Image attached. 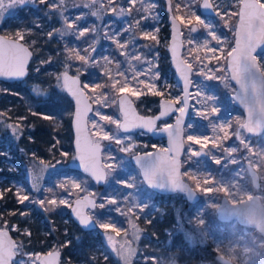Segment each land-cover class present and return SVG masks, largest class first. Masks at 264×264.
<instances>
[{
  "label": "rangeland",
  "instance_id": "obj_1",
  "mask_svg": "<svg viewBox=\"0 0 264 264\" xmlns=\"http://www.w3.org/2000/svg\"><path fill=\"white\" fill-rule=\"evenodd\" d=\"M3 2L7 5L9 0ZM101 2L109 4V0ZM200 2L181 0L178 10L175 7L176 0H173L171 6L174 16L181 18L178 21L182 26V57L194 63L188 115L183 126L181 176L200 195L195 203L187 202L184 194L178 192L161 194L152 190L145 184L139 168L132 161L137 153L166 149L164 137L153 139L143 130L123 132L117 124L100 119L101 115H106L121 121L118 96L124 92L142 115L157 113L161 98L172 101L183 98L181 85L167 52L170 30L165 0H146V3L155 5L151 13L142 10L140 0L135 5L130 0H112L111 5L101 12L100 18L91 14L95 8L84 7L85 0H65L62 7L59 0H45V3L32 0L24 6L6 8L4 19L0 22V33L17 38L16 33L23 32L21 41L34 52L29 78L23 82L0 81V173L8 175L0 176V193H3L0 196V227L10 229L18 245H22L23 254L17 255L15 261L24 259L32 264L27 254H33L34 258L36 254L41 256L53 249L62 251L66 242L72 243L86 237V242L91 243L88 260L72 261L62 257L61 264H97V258L101 259L102 264H125L122 256L127 254L128 247L134 250L130 264H220L218 255L230 258L234 264H262L258 250L264 246L262 237L259 238L249 227L240 225L241 228H238V223L221 222L216 216V208L223 196L235 203L257 194L264 204V134L252 137L241 128L239 131L243 139L237 140L235 132L239 125L236 121L244 120L245 115L234 104L231 94L235 86L229 72L223 70L227 63V51L231 50L227 45L234 44L240 0H218L219 14L217 11L203 14L199 8ZM260 2L264 3V0ZM53 3L61 7L68 23L75 21L72 29L67 28L60 11L51 7ZM95 7L98 8L99 4ZM112 7H115L116 12L111 10ZM121 8L124 9L123 15L119 14ZM191 12H195L205 24H210L221 40L227 41V45H221L226 47V51L216 53L220 56L219 67L222 70L214 73L216 77L227 79H205L198 74L202 65L194 61L195 56L203 58V63L212 69L218 67L217 60L211 59L212 54L206 50L191 52L190 49L202 44L205 38L211 46H219L208 36L204 25L191 16ZM225 20L231 27L225 25ZM130 26L131 30L128 31ZM192 27H196L197 32L190 33ZM57 29L65 30L66 34L61 36L56 32ZM81 31H84V36L79 35ZM50 33L53 35L50 36ZM143 33L156 35L157 39L145 38ZM190 38L193 39L191 45L188 43ZM114 40L127 44V47H118ZM70 49L81 55H90V62L84 64L74 57L69 59ZM136 56L142 59H134ZM105 57L112 61L111 64L105 65ZM257 59L264 64V53L258 55ZM145 61H150L154 65L153 71L160 74L155 83L161 95L153 94L148 87L139 83V80L153 82L146 74L149 65ZM109 69L112 77L120 81L115 89L112 87L113 80L105 74ZM64 71L79 75L82 85H88L84 90L94 104L88 118L89 132L94 141L103 146L102 165L104 168L105 165L110 166L105 168L109 175L102 185L95 184L87 175L71 171L68 167V161L74 160L70 127L73 104L63 88L62 79L57 80ZM118 72L125 73L129 88L135 94L128 88L119 91L125 77L117 75ZM136 72L145 74L133 80ZM96 85L106 87L97 88ZM197 91L201 92L199 103L194 98ZM206 95L214 97L213 103L218 108V112L207 119L197 115L198 109L203 110V97ZM181 106L176 104L177 108ZM45 115L52 118L44 119ZM21 117L25 119L20 120ZM175 118L176 114H173L160 120L157 126L172 124ZM93 120L112 138L102 139L98 128L93 127ZM17 123L21 125L19 135L7 127ZM213 123L229 125L227 132L230 135L227 139L214 140L215 137L222 138L224 133L218 130L214 133ZM189 135L201 139V143L188 141ZM204 137H207V144H204ZM118 139L121 141L119 144L116 142ZM35 140L36 147L33 146ZM214 142L220 146L213 147ZM122 148H130V151H121ZM190 148L200 155H194L189 151ZM249 165L260 176V187L257 189L253 187L248 174ZM33 175L38 177L39 192L32 189ZM73 181L80 187L73 188ZM128 181L134 182L133 188L126 186L125 182ZM20 186L22 194L29 196V200L23 203L16 195ZM86 193L97 202V207L89 211L97 228L82 234L71 218L70 207L75 198ZM129 195L135 201L134 212L118 213L115 210L117 207L122 210L128 207L130 202H125L124 197ZM112 198L119 202L111 204L109 201ZM52 199L57 202L66 200L70 206L57 203L54 210L48 211L46 209L53 206L47 204V200ZM7 200L10 207H5ZM38 200H45V205L41 207L35 202ZM100 204L105 207L100 208ZM109 218L114 221L113 227L100 228V224L108 223ZM113 228L119 230L114 231ZM25 230L30 235H26ZM106 234L113 237L114 243H108ZM54 235L58 239H49ZM37 236L40 237L38 240ZM35 239L36 243L33 244L32 240ZM211 249L216 252L215 261L209 255ZM116 250L121 251L118 254ZM201 251L206 260L195 263L194 257L200 255ZM68 252L71 253V249Z\"/></svg>",
  "mask_w": 264,
  "mask_h": 264
},
{
  "label": "snow or ice",
  "instance_id": "obj_2",
  "mask_svg": "<svg viewBox=\"0 0 264 264\" xmlns=\"http://www.w3.org/2000/svg\"><path fill=\"white\" fill-rule=\"evenodd\" d=\"M32 2V0H9L7 5L4 4L3 0H0V22L4 19V12L6 8H13L17 5L24 6L27 3ZM41 3H45V0H40ZM130 2L135 5L137 0H130ZM112 3V0H109V4L105 5L101 2V0H85L84 7H92L95 8L92 11V15L100 18L101 12L106 8L109 7ZM142 10L145 13H151L154 9L155 5L146 3V0H140ZM169 3V10H171V6L173 4V0H168ZM65 4V0H59V5L62 7ZM99 4V7L96 8L95 6ZM52 8L60 11L62 19H64L65 24L67 25L68 29H72L75 21L72 23H68L66 17L63 16V11L61 7H58L55 3L51 5ZM175 7L179 10L181 8V0H176ZM187 7V5H185ZM204 9H212L213 11H217L219 8L218 0L215 2H209V0H204L203 4ZM113 12H116L115 7L111 9ZM131 11V9L129 10ZM140 11V9H137ZM119 14H124V9H120ZM191 16L197 20L198 23L203 24L205 29L208 30V36H211L212 40L216 42V46H211L210 42L205 38L202 44H197L195 47L190 49L191 52L200 50H206L207 53H211V59L217 60L218 67L215 69L210 68L207 64L203 63V58L200 56H195L194 61L200 62L202 65L199 68L198 74L205 77V79H227V77H216L214 75L215 72H219L222 69L219 67L220 64V56L216 55L219 51L220 53H224L226 51V47L221 45H227L226 40H221L220 36L217 35L215 30L212 29L210 24H205L203 20L200 19L199 16L195 14V12L190 13ZM217 14L219 12L217 11ZM231 15H235L232 13ZM239 23L235 26L234 36H235V46L227 45L231 47L230 51H227L226 54V67L223 69L225 72L231 73V79L235 80L236 83L240 86L239 92L236 93L235 99L240 102L241 105L244 106L245 110L247 111V120H240L237 119L236 123L239 125V128L235 132V136L237 140L243 139L240 134L239 129L243 128L246 129L250 133H259L264 134V64H261L257 60V55L254 53L260 48L261 45H264V3H260V0H240V12H239ZM223 19V16L221 17ZM77 19H83V17H78ZM156 19V17H154ZM181 19L179 16H174L172 19V27H173V43L171 46V51L173 54V61L176 63V71L180 74V79L184 82V93L188 94L189 87L193 84V81L190 79L189 74L194 70V63L189 62L187 60L179 59L177 53V44L176 38L179 33L176 20ZM190 22V21H189ZM225 25L227 27H231L228 24V21L225 20ZM137 27L139 26V22H137ZM131 30V26L128 31ZM91 31H95L92 29ZM190 33L197 32L196 27H192ZM56 32L61 36L65 35V30L57 29ZM84 31L79 33L80 36H84ZM50 36L53 35L52 33L49 34ZM23 32L18 31L16 33L17 39H8L0 37V76H7L10 78H22L26 75L25 65L28 62V58L30 57L31 53L27 47L23 44L19 43L20 40L23 39ZM145 38L156 40V35H150L149 33H143ZM131 41H129L130 43ZM158 42V41H157ZM114 43H117L118 47L126 48L127 44H120L118 40H114ZM188 43L191 45L193 43V39H189ZM124 54L123 52L121 53ZM75 58L79 61H82L84 64H88L91 60V56L81 55L78 51L73 52V50H69V59ZM105 65L111 64V60L108 57H105ZM136 60H141L142 57L136 56L134 57ZM149 65L147 69V73L150 76L152 83H147L144 80H139L140 84H144L148 87L153 94L161 95L162 93L158 90L157 85L155 83L156 80L160 78L159 72H154V65L150 61H145ZM210 63V61H209ZM119 67V65H117ZM131 67V64H130ZM207 70V71H206ZM135 72V69L133 68ZM106 75L109 76V79L113 80L112 87L115 89L120 81L115 80L111 75V70H107ZM145 73L136 72L135 76H133V80H136L137 77L140 75H144ZM117 75L121 77H125V82L122 87L119 88V91L123 92L125 88H128L129 91H133V89L129 88V84L127 82V78L125 73L118 72ZM63 79V88L68 91L76 100V111H75V120H74V127L76 128L77 132V148H80V131H81V123L85 121L87 117L89 108L85 106L83 109L81 108V104L85 99V93L81 90L79 86V79L78 77H70L65 71L61 74V76L57 77V80ZM227 86V85H226ZM97 88L106 87V85H96ZM83 88H88V85H83ZM133 94L135 92L133 91ZM103 96V94H101ZM106 99V97H103ZM194 98L197 99V102H200L201 92L197 91L194 94ZM203 110H197V115L204 116L205 119L208 118L209 115L215 114L218 112V108L214 105V97L212 95H206L203 97ZM126 101L121 99L120 101V108L123 115V122L118 120H113L111 117L106 115H101L100 119L109 121L111 123L117 124L119 128H123L125 132L130 131L133 128H144L148 132H152L155 129V121L160 119L161 117L167 116L169 112L173 111V104H181L183 106L176 108L175 111L181 113V117L177 118V124L175 126L168 125L163 129L164 131L168 132L169 135V142L171 147L169 148L170 154V161L167 166H161L156 163V161L151 159L141 160L139 156L136 157L137 164L140 165L141 169L143 170V176L145 181L150 186H159L163 187L165 182L167 185L173 188H186L183 185L178 176V169L180 164L176 159L175 154L173 153V148L179 149L180 145L176 144V138L180 136L182 128V117L183 114L186 112L188 107V99L187 95L183 98H177L175 101H170L167 104H162V111L159 117L156 118H142V117H135L134 119L129 118L130 112L134 116V110L131 109L130 103L128 104V109L125 108ZM210 108V111H209ZM36 113H33L35 115ZM99 114V113H97ZM2 115V114H0ZM44 119H51L50 116H43ZM25 119L21 117L20 120ZM93 127L98 128L99 133L101 134L102 139H111L112 137L109 136L107 132L103 130L102 127L98 125V122L93 120ZM7 127L11 128L14 134H21V125L19 123L13 125L9 124ZM175 127V132L171 131ZM191 127V125H190ZM229 127L226 123H221L217 125L213 123V132L224 133V136L215 137V139H227L230 135L227 132V128ZM188 141H194L197 144L201 143V139L197 138L194 135L187 136ZM204 144H207V137L203 138ZM118 144L121 142L119 139L116 141ZM215 142L213 143V147H219ZM121 151H130V148H122ZM190 152H193L194 155H200L199 152H194L191 148L189 149ZM100 144L98 141H90L87 146L86 155H81L80 160L81 164L84 167V171L89 173L97 182L105 181L106 177L109 175L107 171L101 168L100 166ZM66 155V153H64ZM43 163V162H41ZM105 168H110V166L105 165ZM167 173V175H165ZM38 177L35 175L32 176V189L36 192L40 191L39 185L37 183ZM73 188H79L80 185L75 183L74 181L71 182ZM128 188L134 187L133 181L125 182ZM22 186L18 187L17 189V198L21 203L26 200H29L28 195H23L21 192ZM114 192L118 193V190L114 189ZM3 193H0L2 196ZM125 202L128 203V207L126 210H122L121 208L117 207L115 210L121 214H128L134 212L135 201L132 197L125 196ZM39 203L41 207H43L46 203L45 200H38L35 201ZM111 204H117L119 201L116 198H112L109 201ZM59 204H66L68 205V201L66 200H59L58 202L55 199L47 200V204L52 205L53 207L50 209H46L48 211L54 210L55 206ZM76 206L72 208V211L76 218L78 219L79 223L85 227L90 226V221H92V215L86 213L84 208L97 207L94 200H91L89 196H85L83 200L77 199L75 202ZM70 206V205H68ZM100 208H104V204L99 205ZM114 221L109 218L108 223H101L100 228L107 229L109 227H113ZM15 230V228L13 229ZM114 231H118L119 229L113 228ZM26 235H30L27 230H25ZM135 234V233H134ZM107 235V234H106ZM107 241L109 244L113 243V237L111 235H107ZM70 241L65 243L67 246ZM115 250V249H114ZM118 251V254L121 250ZM23 254L22 245H18L14 242L9 236L6 230H0V264H28V261L21 259L19 261H15L14 258L17 255ZM134 254V250L131 247L127 248V254L123 255L122 258L125 261V264H130V258ZM29 259L31 260L32 264H36L37 261H41V257L39 254H36L33 258V254H27ZM60 250L53 249L49 253H47L46 257L43 259L41 264H60Z\"/></svg>",
  "mask_w": 264,
  "mask_h": 264
},
{
  "label": "water",
  "instance_id": "obj_3",
  "mask_svg": "<svg viewBox=\"0 0 264 264\" xmlns=\"http://www.w3.org/2000/svg\"><path fill=\"white\" fill-rule=\"evenodd\" d=\"M209 2H210V0H209ZM203 4H204V0H201V2L199 4L200 11L203 14H213L214 11L212 9H207V10L204 9L203 8ZM165 10H166V13L168 15V23H169V30H170L169 44L167 46V52H168V55H169V58H170V64H171V67L173 68V70L175 71V76H176L177 81L181 85L182 92H183V97H185L187 95V99H188V107H187V110L183 114V117H182V123H181L182 131H181L180 136L176 138V144L180 145V147H179V149L173 148V153L175 154L176 159L178 160V162L180 164V167L178 169L179 180H180V182L183 185L186 186V188H173V187L167 185L166 182H165L163 187L150 186L147 183V181H145V179H144L143 170L141 169L140 165L137 164V162H136V157L139 156L141 158V160L151 159V160L156 161V163L158 165H161V166H167L168 165V163H169V161L171 159L168 150L171 147V145H170V142H169L168 132L163 130L168 125H165V126L157 128V122L160 121V120H163V119H167V118L171 117L173 114H176V118H175L174 122L172 124H169V125L175 126L177 124V118L181 117V113L178 112V111H175V109L177 108L176 104H173V109L174 110L169 112V114L167 116L161 117L160 119H157L155 121V129L152 132H148L146 129L140 128V127L133 128L130 131H128V132H136L138 130H143L144 132L149 133L154 139L164 137L166 139V144H167V148L166 149L157 148V149L152 150V151L137 153V154H135L132 157V161L139 168L141 177H142L143 181L145 182V184L149 188H151L152 190H154V191H156L158 193H161V194H173V193L178 192V193L184 194L187 202L195 203V202H197L200 199V195L181 176V158H182V155H183V152H184V143H183L184 128H183V126H184L186 117L188 115L189 93H190V90H191V86L189 87L188 94H185L184 93V82H183V80L180 79V74L176 71V63L173 61V54H172V51H171V46H172V43H173V36H174L173 27H172V19L174 17V14H173L172 8H171V10H169L168 0H166V9ZM239 12H240V5H239V10H238V19H237L236 25L239 23V19H240ZM176 25H177L179 33H181V35H178L177 38H176L177 53H178L179 59H183V57H182V51H183L182 26H181V23L178 20H176ZM0 37L8 38V39H17V38L8 37V36H6V35H4L2 33H0ZM19 43H21L25 47H27L29 49L30 53H31L30 57L28 58V62L25 65L26 75L24 77H22V78H10V77H7V76H0V81L13 82V81H22V80L26 79V77L28 75V72H29L28 71V67H29L31 59L33 57V52L21 40L19 41ZM233 46H235V36H234V44H233ZM263 53H264V45H261L260 48L257 50V52L254 53V55L258 56V55H261ZM67 73H68V75L70 77H78L79 86H80L81 90L85 93V99L83 100V102L81 104V108L83 109L85 106H87L89 108V111H88L87 117L85 118V121H83L81 123L80 148L78 150V148H77V132H76V128L74 127L75 111H76V100L68 91H66L64 89L66 94L68 95V97L70 98V100L72 101V104H73V112H72V116H71L70 126H71V131H72V148H73V152H74V160H72L69 163V167L73 171H78V172H81V173L87 175L95 184L102 185V184L105 183L106 180L105 181H101V182H97L89 173L84 171V167L82 166L81 160H80V156L81 155H86V150H87L88 143L90 141H94V139L92 138V136H91V134L89 132V125H88V118H89V115L93 111L94 104H93V102L91 101V99L89 98V96L87 95L86 91L83 88L81 77L79 75L73 74V73H71L69 71H67ZM189 76H190V79H191V73L189 74ZM229 76H230V80L232 81V83L235 86V91L231 94V97H232V99L234 101L235 106L241 108V110L243 111V113L245 115L244 120H247V111L245 110L244 106L241 105L240 102L235 99L236 93L239 92V90H240V86L236 83L235 80L231 79V73L230 72H229ZM62 81H63V79H62ZM121 99L126 101V104H125L126 110L128 109V104L129 103L131 105V109L134 110V116L132 115L131 112L129 114V118L130 119H134L135 117H142V118H145V119L159 117L160 113L162 111V104H167L168 102L172 101V100H169V99L161 98L160 101H159V111L155 115H152V116L148 115L147 116V115H141L138 112L135 104L133 103L132 99L130 98V96L127 93H125V92L121 93L118 96V109H119V112L121 113V121L120 122H123V119H124L123 115H122V112H121V108H120ZM120 130L125 132L123 130V128H120ZM170 130L175 132L176 129H175V127H173ZM244 130L249 136H252V137H256V136L261 135L259 133H250L246 129H244ZM102 149H103V146H102V144H100V153H99L100 166H101L102 169L105 170L104 166L102 165ZM248 174H249V176L251 178L253 187L256 188V189L259 188L260 187V176H259L258 172L251 165L248 166ZM165 175H167V173H165ZM85 196H89V198L91 200H94L96 205H97L96 199L93 196H91L90 194L86 193L83 196L77 197L73 201V204H72L71 209H70V214H71V217H72L73 221L82 230H84V231H93V230H96V228H97V224H96L94 219H92V221H90V226L85 227V226H83V225H81L79 223L78 219L76 218V216L74 215V213L72 211V208H74L76 206L75 202L77 201V199L83 200V198ZM95 208L86 207V208H84V211L86 213L90 214L89 211H93ZM216 216H217V219L219 221H221V222H226V223L227 222H236V223H238L241 226H246V227H249V228L253 229L254 231H256L262 237V239L264 241V204L261 201L259 195L254 194V195H252L249 198H246V199H244L242 201L235 202V203L230 202L226 196H223L221 198V200H220L219 205L216 208ZM0 230H6L7 233H8V236L14 242H16L14 237L12 236L11 232L9 231V229L0 228ZM47 253H49V252H47ZM47 253H44V254H42L40 256L41 257V261H38L39 264H41L43 259L46 257ZM60 259H61V255H60L59 260ZM217 260L219 261L220 264H234V262L230 258H228V257H226L224 255H218L217 256Z\"/></svg>",
  "mask_w": 264,
  "mask_h": 264
},
{
  "label": "trees",
  "instance_id": "obj_4",
  "mask_svg": "<svg viewBox=\"0 0 264 264\" xmlns=\"http://www.w3.org/2000/svg\"><path fill=\"white\" fill-rule=\"evenodd\" d=\"M164 31L165 32H168V29L167 28H164ZM1 174V173H0ZM238 228H241L240 225H236ZM76 229H78L77 227H75ZM78 231H80V229H78ZM81 232V231H80ZM79 232V233H80ZM259 238L261 237L256 231L254 232ZM82 239H77V240H74L72 243L68 244L67 246L64 247V250H63V257H68L70 258L72 261H77L78 259H87L88 260V257L90 255H88L89 253V248L91 247V243L88 241L86 242V237H81ZM37 239V238H36ZM38 240V239H37ZM32 243L35 244L36 243V240H32ZM71 249V253L68 252V250ZM259 250V257H260V261L262 264H264V246H260L258 248ZM215 250H212L211 249V254H209L211 256V259H213L215 261V254L216 252H214ZM100 258H97L96 260V263L97 264H102ZM202 260H206L205 256H204V253L203 251H201V254L200 255H196L194 257V262H199V261H202Z\"/></svg>",
  "mask_w": 264,
  "mask_h": 264
},
{
  "label": "flooded vegetation",
  "instance_id": "obj_5",
  "mask_svg": "<svg viewBox=\"0 0 264 264\" xmlns=\"http://www.w3.org/2000/svg\"><path fill=\"white\" fill-rule=\"evenodd\" d=\"M165 3H166V0H165ZM261 3V2H260ZM237 19H238V16H237ZM237 22V21H236ZM5 35V34H4ZM7 36V35H6ZM9 37V36H8ZM13 38V37H12ZM23 42V41H22ZM25 43V42H24ZM26 44V43H25ZM27 45V44H26ZM28 46V45H27ZM29 47V46H28ZM31 50H32V48L31 47H29ZM32 52H33V50H32ZM33 59H34V52H33V57H32V59H31V62H30V65H29V67H28V75H27V77H26V79L27 78H29V76L31 75V70H30V66H31V63H32V61H33ZM26 79H24V80H22V81H13V82H23V81H25ZM8 83H12V82H8ZM160 101V100H159ZM156 114V113H155ZM154 114V115H155ZM142 115V114H141ZM148 116V115H147ZM149 116H152V115H149ZM159 122V121H158ZM157 122V123H158ZM165 126V125H164ZM71 127V126H70ZM162 127V126H161ZM157 128H159L158 126H157ZM238 128H239V126H238ZM240 130V129H239ZM139 131V130H138ZM245 131V130H244ZM72 132V131H71ZM130 133H132V132H130ZM35 134H36V131H35ZM149 134V133H148ZM150 135V134H149ZM257 137V136H256ZM153 138V137H152ZM154 139V138H153ZM6 143V142H5ZM33 146H35L36 147V140L33 142ZM155 150V149H154ZM72 160H70V161H68V167H69V163L71 162ZM69 169H70V167H69ZM71 171H73L72 169H70ZM0 176L2 177V176H4V177H8V175L7 174H3V173H1L0 174ZM9 197V196H8ZM76 199V198H75ZM74 199V200H75ZM73 200V201H74ZM72 204H73V202H72ZM72 204H71V206H72ZM10 202L7 200L6 201V205H5V207H10ZM70 209H71V207H70ZM71 215V214H70ZM72 218V217H71ZM75 223V222H74ZM76 224V223H75ZM77 225V224H76ZM78 226V225H77ZM0 228H2V227H0ZM4 228H6V227H4ZM78 228L80 229V231H81V233L82 234H85V233H90V232H93V231H95V230H93V231H84V230H82L79 226H78ZM8 229V228H7ZM9 231H10V229H9ZM11 232V231H10ZM11 234H12V236L14 237V239H15V241H16V243L18 244V242H17V240H16V238H15V236L13 235V233L11 232ZM58 235L60 236V237H62L61 236V234L60 233H58ZM60 237H59V240H60V242H61V239H60ZM38 238H40L39 236H37V239ZM54 239V238H56V239H58V236L57 235H54V236H52L51 238H49V239ZM36 240V239H35ZM113 243H114V241H113ZM65 247V246H64ZM64 247L62 248V251H60V255H61V259H62V257H63V250H64ZM50 251H52V250H50ZM50 251H47V252H50ZM47 252H45V253H47ZM44 254V253H43ZM42 255V254H41ZM17 257V256H16ZM64 258V257H63ZM16 259V258H15ZM14 259V260H15ZM61 259H60V264H61ZM39 264V263H38Z\"/></svg>",
  "mask_w": 264,
  "mask_h": 264
}]
</instances>
